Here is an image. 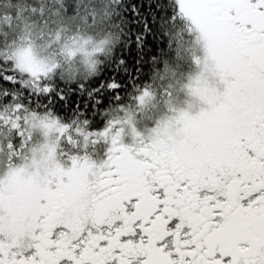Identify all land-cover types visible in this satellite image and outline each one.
<instances>
[{
	"label": "snow or ice",
	"instance_id": "6c2138e0",
	"mask_svg": "<svg viewBox=\"0 0 264 264\" xmlns=\"http://www.w3.org/2000/svg\"><path fill=\"white\" fill-rule=\"evenodd\" d=\"M0 264H264V0H0Z\"/></svg>",
	"mask_w": 264,
	"mask_h": 264
},
{
	"label": "flooded vegetation",
	"instance_id": "af4514ba",
	"mask_svg": "<svg viewBox=\"0 0 264 264\" xmlns=\"http://www.w3.org/2000/svg\"><path fill=\"white\" fill-rule=\"evenodd\" d=\"M103 152H104V149L102 148L98 150V153L95 156V158L97 159V162H99V160L103 158Z\"/></svg>",
	"mask_w": 264,
	"mask_h": 264
}]
</instances>
